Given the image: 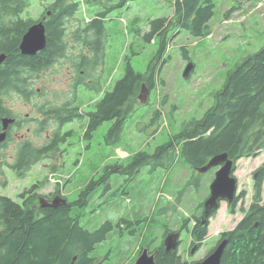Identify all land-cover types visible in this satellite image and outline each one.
I'll use <instances>...</instances> for the list:
<instances>
[{
	"label": "rangeland",
	"instance_id": "obj_1",
	"mask_svg": "<svg viewBox=\"0 0 264 264\" xmlns=\"http://www.w3.org/2000/svg\"><path fill=\"white\" fill-rule=\"evenodd\" d=\"M51 1L34 0L28 17L36 21L41 6ZM123 1L111 0L110 4H121ZM176 2L126 0L122 7L112 12L106 20L103 68L101 65L98 69L100 75L90 73L85 81L100 79V87L104 84L110 91L112 85L123 78L129 61L136 72L146 73L158 53L160 38L147 42L144 36L151 30L152 20L163 17L174 20ZM85 3L86 0L84 5L82 3V19L90 22L93 17L87 10L92 8ZM104 3L109 2L105 0ZM233 7L240 8L228 14ZM77 27V22L71 23L68 40L75 39L72 31ZM211 27L213 34L202 38H195L176 26L169 31L168 48L163 58L167 62L157 60L158 78L162 82L152 92L149 101L141 104L127 120L120 135L106 139L112 126V122H107L89 140L84 138L85 125L82 122L68 124L63 129L64 132H72L68 139L67 154L63 155L62 150V154L53 155L50 161L35 166L23 181H10L5 195L18 200V195L25 188L40 183L42 194L60 187L74 201L82 187L102 178L106 167L127 164L129 157L139 151L154 153L183 122L202 117L213 102V94L222 87L227 71L240 59L264 47V0H219ZM183 47L188 50L191 62L185 59ZM79 48L80 44L78 48L71 47L68 55L72 56L71 50L75 53L84 51ZM63 62L41 72L38 80L34 78L33 89H41L43 94L34 98V101L43 105L52 100L51 103L59 107L67 102L76 105L77 95L87 103L101 100L102 94L77 90L79 81L65 77L69 63L66 60ZM189 63H193L195 69L186 79L183 74ZM165 95L168 96V104L163 106ZM95 105H86L81 112H91ZM158 110L164 116L159 123H152ZM262 163L264 151L257 160H244L239 164L237 178L243 189L248 190L253 169ZM55 166L57 171L54 172ZM150 168L144 167L135 176L112 175L111 190L106 191L105 185L97 187L89 207L84 211L86 217L82 222L90 223L91 229L106 221L115 224L127 221L96 246L93 256L100 258L103 264H135L143 242L151 244L153 241L151 247H147L150 250L160 247L165 231L178 229L182 219L191 218L197 213L204 199V191L208 193L211 183L209 175L205 176L201 189L184 184V176L190 172V167L182 160H178L170 169ZM180 191L182 198L179 201L176 196ZM251 194L249 192V196ZM93 210L96 211L92 214ZM235 221L226 204H222V209L211 223L209 236L215 240L221 231L233 228ZM212 240H209L210 244ZM206 253L207 247L200 256Z\"/></svg>",
	"mask_w": 264,
	"mask_h": 264
},
{
	"label": "trees",
	"instance_id": "obj_2",
	"mask_svg": "<svg viewBox=\"0 0 264 264\" xmlns=\"http://www.w3.org/2000/svg\"><path fill=\"white\" fill-rule=\"evenodd\" d=\"M103 1L105 0H86L85 4L92 8L87 10L93 17L90 22H84L82 19L84 0H52L51 3H44L39 15L45 16L48 11L52 14L46 25L47 47L33 58H22V65L38 68L39 74L48 70L62 56H56L59 46L61 50L66 49L64 40L67 39L72 22L78 23V27L72 31L74 38L83 42V46L90 47L94 56L88 61L94 63L98 58L103 60V40L107 37L106 20L112 12L122 7L126 0L121 4H110L111 0H106L109 3ZM218 1L177 0L174 20L166 17L152 20L151 30L144 36L147 42L154 41L156 37L160 38V48L148 71L144 74L136 72L129 61L123 78L112 85L110 91L104 84L95 90L97 95L104 91L101 100L87 103L83 98L77 101L76 96V105L70 102L62 105L57 111L62 112L58 117L61 124L82 122L85 125L84 138L91 140L105 123L112 122L106 139L120 135L127 120L142 104L139 96L143 85H146L151 95L162 82L158 78L157 60L161 61L165 57L169 31L176 26L195 38L211 36V21L215 16ZM33 2L34 0H0V51L9 57L7 70L2 72L4 84L17 79L11 78V71L15 69L17 56H21L19 49L23 36L34 24L39 23L28 17ZM239 8L233 7L228 14ZM96 41L100 43L98 47L94 45ZM183 51L185 59L191 62L188 50L183 47ZM163 61L166 63L167 59ZM90 104H96L94 110L79 113L84 106ZM162 104H168L167 95ZM67 106H74L72 110L76 115L64 118ZM163 116L162 111H156L152 123H159ZM71 134L72 132L68 133L67 137ZM263 151L264 47L240 59L227 71L222 87L213 94V102L202 117L183 122L154 153L139 151L129 157L127 164L106 167L102 178L99 181L92 180L82 187L76 200L72 203L66 202L69 204L67 207H48L41 210L37 218L31 210V205L21 209L7 198L1 205L5 233L0 241V264H103L100 258L93 256L96 246L107 240L116 227L127 221L122 220L117 224L106 221L91 229L90 223L83 224L82 219L86 217L84 211L89 207L96 188L105 185L106 191L111 190L112 175L135 176L144 167H151L152 170L170 169L178 160L195 170L206 166L216 155L227 153L230 159L236 161L246 157L258 158ZM52 156L22 155V158L28 159L31 167ZM53 171H57L56 166ZM263 188L264 164L259 168V178L254 191L256 203L260 202ZM35 189H41L40 183L33 186L32 190ZM95 211L93 210L92 214ZM129 224L133 225L132 222ZM142 244L138 256L144 249L151 247V244ZM157 250L159 252L156 264H175L174 256L165 253L161 246L155 249ZM221 264H264V206L254 205L251 215L235 231L229 233V245Z\"/></svg>",
	"mask_w": 264,
	"mask_h": 264
},
{
	"label": "flooded vegetation",
	"instance_id": "obj_3",
	"mask_svg": "<svg viewBox=\"0 0 264 264\" xmlns=\"http://www.w3.org/2000/svg\"><path fill=\"white\" fill-rule=\"evenodd\" d=\"M51 17L52 14L48 11L45 16L39 15L35 22H43L46 26ZM69 31L70 27L68 32ZM64 43L66 45V49L61 50L62 48L59 46V50L56 54V56L62 54L61 58L51 65L49 69L64 63L63 60H66L69 64L66 66L67 74L65 77L79 81L77 90L84 89L85 91L90 90L91 93L95 92V90H97L100 86V79H96L95 82L93 80L86 82L85 80L88 79L90 73L95 72L97 75H100V73H98V69L101 65L103 68L104 61L102 58H98L94 63L93 61H88V59H93L94 56L91 54L92 52L90 47L83 46V42L81 41L71 38V40L65 39ZM78 44L81 46L79 49H84V51L81 50L78 53H75L71 50L72 56L68 55L69 49L73 46L78 48ZM94 45L95 47H98L100 43L96 41ZM19 53L21 56H17L18 59L15 69L11 71V78L17 77V79L14 82L4 84V76L2 72L7 70L9 57L7 54L0 51V58H4V60L0 63V199H2L0 200V241L1 237L5 233V219L3 216V206L1 208V205L8 198L5 195V190L7 189L9 182L11 181V183H13V181L19 180L23 181L24 177L27 176L35 166L39 165L37 164L30 167V161L28 159H23L22 155H57L62 154V150L64 151L63 155L67 154L69 139V137H67L68 133L63 131L67 125H62L61 120H58V117L62 112L57 111L61 108V106L56 107L53 103H51L52 100H49L50 102L43 105L34 101V98L43 95L41 94V89H33L34 78L38 80L39 77L38 68L34 66H23L22 58L26 57L27 59H30L33 57L24 56L20 49ZM88 55H90L89 58ZM24 75H27V77H24ZM101 94L103 95L104 91H102ZM80 98L82 97L77 95V101L80 100ZM74 108V106H67L64 118H69L72 114L76 115L72 110ZM79 113L82 114L83 112L80 110ZM50 160L51 157L44 161ZM244 160H252L253 162L257 160V158L246 157L239 158L236 161L232 160L234 162L232 177H234L237 181V192L235 194V198L233 202H229L228 200L220 201L219 209L211 212L206 222H204L205 225L203 228V216L206 211L205 203L211 196L210 187L215 181L216 174L222 166L212 168L206 173H202L200 171L202 167L199 169L195 168V170L190 168V172L188 171L187 174H185L186 177L184 176L185 180L183 181L184 184L189 187L197 186V188L200 187L201 189V183L203 184L204 178L207 175L210 176L211 183L208 188V193L204 191L205 195L203 202L199 207V211L193 214L191 218L182 219L178 229L167 230L162 236L161 247L165 253H167V249L164 245L166 238L172 232L180 234L176 251L167 253L174 256L175 264L201 263L211 256L222 243L226 242L222 255L223 260L224 253L229 245V233L235 231L236 228L251 215L254 205L255 207L264 206V191H262L260 202L256 203L254 197L256 183L259 178V168L264 163L253 169L250 175L252 183L248 187V190L251 189V191H248L240 186L237 178L239 164ZM23 167H27V169ZM25 170L29 171L25 172ZM33 186L34 185L28 186V189L25 188L23 193L20 196L18 195V200H12L11 198L8 199L21 209L26 205H31V210L37 218L40 215L41 210L48 208L47 206H42L43 203L51 204L55 199L72 203L69 196L58 188L52 189L49 193L42 194V189H35V191H33ZM249 192L252 193L251 196H249ZM176 197L180 201L182 198V192H178ZM68 203L63 206L67 207L69 205ZM222 204H226L229 212L234 216V218H236V225L230 230L221 231L218 234V237L215 240H212L209 236V228L211 227L212 221L217 217L218 213L222 209ZM190 222L192 225H190ZM209 240H212V245L209 243ZM209 245L211 246L209 247ZM1 247L2 243H0V248ZM205 247H207V253L201 257L200 254L203 252ZM150 252L152 254L154 253L157 257L159 251L150 250Z\"/></svg>",
	"mask_w": 264,
	"mask_h": 264
},
{
	"label": "water",
	"instance_id": "obj_4",
	"mask_svg": "<svg viewBox=\"0 0 264 264\" xmlns=\"http://www.w3.org/2000/svg\"><path fill=\"white\" fill-rule=\"evenodd\" d=\"M47 29L43 22L34 24L28 32L23 36L20 50L24 56H37L40 52H43L47 47ZM4 60L3 57L0 58V63ZM195 66L193 63H189L186 67L183 77L189 78ZM150 92L146 85H143V89L139 96V101L142 104H146L149 99ZM221 167V169L216 174V179L212 183L210 190L211 196L205 203L206 211L203 216L204 227L207 218L212 211L218 210L220 207V201L228 200L233 202L235 194L237 192V181L233 174L234 162L229 158L227 153L214 156L209 163L201 168L202 173H206L212 168ZM66 202H63L59 199H55L51 204H42L44 207H50L53 209H58L60 206L65 205ZM180 234L179 233H170L165 240V248L167 253L175 252L178 245ZM226 242L222 243L219 248L209 256L205 261L197 264H221L222 255L225 249ZM76 259H74L75 261ZM135 264H156V255L150 252V249H144L137 259Z\"/></svg>",
	"mask_w": 264,
	"mask_h": 264
}]
</instances>
